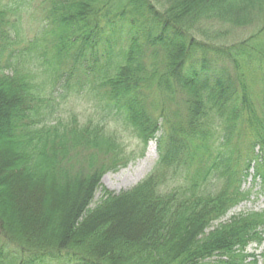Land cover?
I'll return each mask as SVG.
<instances>
[{
  "label": "trees",
  "instance_id": "1",
  "mask_svg": "<svg viewBox=\"0 0 264 264\" xmlns=\"http://www.w3.org/2000/svg\"><path fill=\"white\" fill-rule=\"evenodd\" d=\"M100 1L50 0L52 41L23 50L93 94L96 121L54 118L27 73H0V264H256L264 211L223 219L250 177L264 189V0H128L114 18ZM18 10L0 3L1 47ZM204 20L261 26L218 44ZM112 116L159 154L119 193L101 182L130 157Z\"/></svg>",
  "mask_w": 264,
  "mask_h": 264
},
{
  "label": "rangeland",
  "instance_id": "2",
  "mask_svg": "<svg viewBox=\"0 0 264 264\" xmlns=\"http://www.w3.org/2000/svg\"><path fill=\"white\" fill-rule=\"evenodd\" d=\"M0 3L19 6V10L11 16L14 21L11 39L7 43L5 42L6 44L4 43L5 45L3 44L2 47L0 46V73L13 74L17 69L27 73L36 83L41 95L45 94L54 98L53 102L57 107L54 118L67 119L71 115H76L81 122L96 121L101 113H99L93 94L89 92L74 94L62 89V84L54 85L52 82L54 72L47 66L42 67L37 58L33 57L35 56L33 52L30 51L27 55L23 54V50L31 42L37 39L43 41L44 37L47 40L53 39L50 34L53 25H49L50 20L48 19L51 10L50 0H0ZM123 6L127 9L132 8L128 0H110L108 6L110 16L108 18H114V15L121 12ZM103 8L105 13V6ZM260 26L261 23H255L246 27H232L228 23L217 20H204L194 33L200 39L230 45L252 35ZM226 64L231 66L229 62ZM107 127L118 133L125 143L128 156H130L126 165L120 166L116 170H108L102 176L103 188L119 193L136 186L151 173L159 157L157 142L153 140L144 147L132 130L119 121L116 116L107 120ZM152 143L156 145L155 148L151 147ZM245 188L251 189L250 198L233 208L223 220L240 212L264 211V189L256 184L252 177L245 182ZM102 196L103 189L100 188L95 195L94 203L99 202ZM2 242L3 240L0 238V244ZM245 255L246 263L264 264V244L260 246L256 243L250 244Z\"/></svg>",
  "mask_w": 264,
  "mask_h": 264
},
{
  "label": "bare ground",
  "instance_id": "3",
  "mask_svg": "<svg viewBox=\"0 0 264 264\" xmlns=\"http://www.w3.org/2000/svg\"><path fill=\"white\" fill-rule=\"evenodd\" d=\"M151 147L155 148V147H156V145H155L154 143H152V144H151Z\"/></svg>",
  "mask_w": 264,
  "mask_h": 264
}]
</instances>
